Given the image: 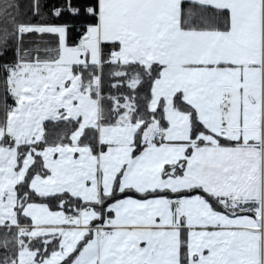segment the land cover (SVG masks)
Instances as JSON below:
<instances>
[{"label": "snow or ice", "instance_id": "obj_1", "mask_svg": "<svg viewBox=\"0 0 264 264\" xmlns=\"http://www.w3.org/2000/svg\"><path fill=\"white\" fill-rule=\"evenodd\" d=\"M0 264H264V0H0Z\"/></svg>", "mask_w": 264, "mask_h": 264}]
</instances>
